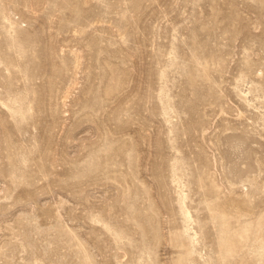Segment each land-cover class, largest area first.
<instances>
[{"label": "rangeland", "instance_id": "1", "mask_svg": "<svg viewBox=\"0 0 264 264\" xmlns=\"http://www.w3.org/2000/svg\"><path fill=\"white\" fill-rule=\"evenodd\" d=\"M0 264H264V0H0Z\"/></svg>", "mask_w": 264, "mask_h": 264}]
</instances>
